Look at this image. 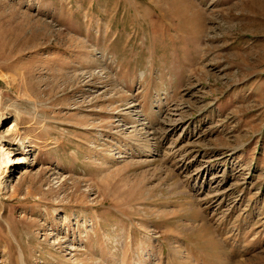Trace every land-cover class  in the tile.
I'll use <instances>...</instances> for the list:
<instances>
[{
	"label": "rangeland",
	"instance_id": "374dc122",
	"mask_svg": "<svg viewBox=\"0 0 264 264\" xmlns=\"http://www.w3.org/2000/svg\"><path fill=\"white\" fill-rule=\"evenodd\" d=\"M0 264H264V0H0Z\"/></svg>",
	"mask_w": 264,
	"mask_h": 264
},
{
	"label": "bare ground",
	"instance_id": "6f19581e",
	"mask_svg": "<svg viewBox=\"0 0 264 264\" xmlns=\"http://www.w3.org/2000/svg\"><path fill=\"white\" fill-rule=\"evenodd\" d=\"M7 159H8V161H10L12 164H19V163H21V162L23 161L22 158H21L20 156L14 157V160H12V161H11L10 158H7Z\"/></svg>",
	"mask_w": 264,
	"mask_h": 264
}]
</instances>
